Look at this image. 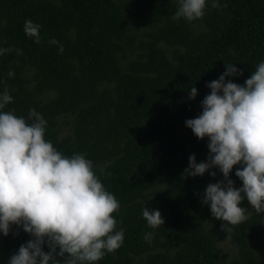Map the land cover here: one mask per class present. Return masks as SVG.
Instances as JSON below:
<instances>
[{
	"label": "trees",
	"instance_id": "obj_1",
	"mask_svg": "<svg viewBox=\"0 0 264 264\" xmlns=\"http://www.w3.org/2000/svg\"><path fill=\"white\" fill-rule=\"evenodd\" d=\"M216 2L206 0L204 16L189 22L172 19L179 0H0V48L13 49L0 54V94L13 97L0 111L31 124L35 109L46 141L93 161L120 204L112 215L123 244L93 264H264V212L242 200L248 219L228 236L235 251L226 258L218 241L227 222L217 224L202 202L209 173L216 182L223 173H185L190 155L197 163L209 155V138L185 123L202 113L207 83L234 64L243 74L225 79L243 85L264 61V0ZM26 20L41 26L40 43L26 35ZM239 167L229 174L237 188ZM145 207L159 210L164 225L150 228ZM31 239L17 225L0 233V264Z\"/></svg>",
	"mask_w": 264,
	"mask_h": 264
},
{
	"label": "clouds",
	"instance_id": "obj_2",
	"mask_svg": "<svg viewBox=\"0 0 264 264\" xmlns=\"http://www.w3.org/2000/svg\"><path fill=\"white\" fill-rule=\"evenodd\" d=\"M212 7L220 5L213 0ZM205 8L206 0H179L172 19L191 22L202 18ZM40 27L31 20L24 23L26 35L36 43L41 42ZM11 51L0 48V54ZM242 74L234 64H226V71L206 85L211 92L201 102L202 113L185 121L197 138H209L207 161L197 163L195 154L190 155L185 173L202 176L213 168L223 173V180L208 184L202 202L210 205L213 217L227 222L221 231L229 237L234 226L248 219L240 206L245 197L257 214L264 212V61L243 85L225 79ZM197 92L192 87L189 97L195 98ZM12 100L5 90L0 109ZM29 119L31 124L0 111V233L7 236L17 225L34 237L19 247L8 264H59L57 257L65 258L64 264H93L114 253L124 240L123 229L115 231L112 215L120 210L118 200L106 191L93 161L82 153L65 156L46 141L47 122L35 109L29 111ZM238 164L239 188L229 178ZM142 214L150 228L165 223L159 210L145 207ZM151 235H145L149 242ZM45 243L50 251L43 250Z\"/></svg>",
	"mask_w": 264,
	"mask_h": 264
},
{
	"label": "rangeland",
	"instance_id": "obj_3",
	"mask_svg": "<svg viewBox=\"0 0 264 264\" xmlns=\"http://www.w3.org/2000/svg\"><path fill=\"white\" fill-rule=\"evenodd\" d=\"M212 183H216V176L213 177ZM221 221L222 220L219 219L217 224H219ZM212 224L216 225V222L212 220ZM218 245L221 249V254L226 258H229L235 251V244L229 240L228 235L223 236L218 241Z\"/></svg>",
	"mask_w": 264,
	"mask_h": 264
}]
</instances>
